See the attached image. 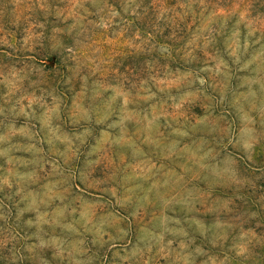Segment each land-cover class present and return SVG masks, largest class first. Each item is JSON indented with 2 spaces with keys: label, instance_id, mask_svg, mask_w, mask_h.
Instances as JSON below:
<instances>
[{
  "label": "clouds",
  "instance_id": "1",
  "mask_svg": "<svg viewBox=\"0 0 264 264\" xmlns=\"http://www.w3.org/2000/svg\"><path fill=\"white\" fill-rule=\"evenodd\" d=\"M0 264H264V0H0Z\"/></svg>",
  "mask_w": 264,
  "mask_h": 264
},
{
  "label": "rangeland",
  "instance_id": "2",
  "mask_svg": "<svg viewBox=\"0 0 264 264\" xmlns=\"http://www.w3.org/2000/svg\"><path fill=\"white\" fill-rule=\"evenodd\" d=\"M99 36H101V37H103V34L101 33V34H98ZM113 50H115V51H120V49H108V51H113Z\"/></svg>",
  "mask_w": 264,
  "mask_h": 264
}]
</instances>
